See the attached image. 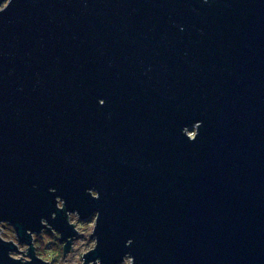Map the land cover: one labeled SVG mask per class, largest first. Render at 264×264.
Returning a JSON list of instances; mask_svg holds the SVG:
<instances>
[{
  "label": "water",
  "instance_id": "obj_1",
  "mask_svg": "<svg viewBox=\"0 0 264 264\" xmlns=\"http://www.w3.org/2000/svg\"><path fill=\"white\" fill-rule=\"evenodd\" d=\"M74 212L81 264H264V0L0 7V264Z\"/></svg>",
  "mask_w": 264,
  "mask_h": 264
},
{
  "label": "rangeland",
  "instance_id": "obj_2",
  "mask_svg": "<svg viewBox=\"0 0 264 264\" xmlns=\"http://www.w3.org/2000/svg\"><path fill=\"white\" fill-rule=\"evenodd\" d=\"M6 1L7 0H5L1 6L4 5ZM195 129L196 126L191 125V127L186 128V132L190 134V136H193ZM58 204L61 206V201H59ZM68 215L69 221L76 226L78 233L75 235V239L70 247L71 249L65 254H63L62 243L59 241V234L57 231L51 230V232L48 229H44L48 230L50 235L47 234L46 231H42L38 234L33 233V242L38 256L43 260L49 261L51 264H81L83 262L82 254L95 245V236H93L92 231L96 214L86 219H81L76 212L68 213ZM0 236L8 241L11 239L17 244V250L11 252L14 257L19 258L21 256V259H28L27 245L17 239L15 230L12 228L11 224L8 222H0ZM37 236H41V242L39 243L36 240ZM20 250H23L24 253ZM130 261V257L126 256L120 264H128Z\"/></svg>",
  "mask_w": 264,
  "mask_h": 264
},
{
  "label": "trees",
  "instance_id": "obj_3",
  "mask_svg": "<svg viewBox=\"0 0 264 264\" xmlns=\"http://www.w3.org/2000/svg\"><path fill=\"white\" fill-rule=\"evenodd\" d=\"M43 231H46V233L49 234V231H48V230H43ZM49 235H50V234H49ZM40 237H41V236H37V237H36V240H37L38 243L41 242ZM48 237H49V236H48Z\"/></svg>",
  "mask_w": 264,
  "mask_h": 264
},
{
  "label": "flooded vegetation",
  "instance_id": "obj_4",
  "mask_svg": "<svg viewBox=\"0 0 264 264\" xmlns=\"http://www.w3.org/2000/svg\"><path fill=\"white\" fill-rule=\"evenodd\" d=\"M7 2V1H6Z\"/></svg>",
  "mask_w": 264,
  "mask_h": 264
}]
</instances>
